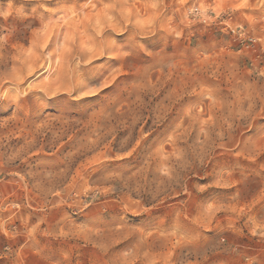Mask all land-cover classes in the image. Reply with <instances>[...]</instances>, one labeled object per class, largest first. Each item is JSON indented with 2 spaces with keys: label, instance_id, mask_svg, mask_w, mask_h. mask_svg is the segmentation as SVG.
<instances>
[{
  "label": "rangeland",
  "instance_id": "374dc122",
  "mask_svg": "<svg viewBox=\"0 0 264 264\" xmlns=\"http://www.w3.org/2000/svg\"><path fill=\"white\" fill-rule=\"evenodd\" d=\"M0 264H264V0H0Z\"/></svg>",
  "mask_w": 264,
  "mask_h": 264
},
{
  "label": "bare ground",
  "instance_id": "6f19581e",
  "mask_svg": "<svg viewBox=\"0 0 264 264\" xmlns=\"http://www.w3.org/2000/svg\"><path fill=\"white\" fill-rule=\"evenodd\" d=\"M71 13H73V11L70 13H64V14L57 16V17L51 15L47 21H43V23L41 24L40 29L43 32H42V35L39 37L41 38V41L43 43L42 46L44 45L48 49L46 62H45V65L43 67V68H45L44 72L46 73V74H44L45 75L44 78H47V80H50L51 78H53L54 76H56L58 74L64 75V71L66 68L64 65H67V64H64V61H66V62L70 61V59L73 57V55H76L78 58H85L86 57L85 52H81L78 49H75L76 46H74V43L76 44V42H74V40L78 41V39H79V41H80L79 37L77 40L74 39V36L76 35V30L78 29V21H80V18L78 17L76 19L75 17H71ZM81 23H82V21H81ZM36 38H38V37H36ZM40 38H38V41H40ZM32 39H31V44H33L32 42H34V40H35L33 37H32ZM81 39H82V37H81ZM83 40L84 39H82V41H80L79 44L81 42L84 44L85 40H84V42H83ZM80 50H82V49H80ZM89 55H90V53H89ZM38 58H40V57H38ZM56 61H58V64H59L58 71L53 72L54 63ZM48 85H49L48 83H43L42 87H48Z\"/></svg>",
  "mask_w": 264,
  "mask_h": 264
}]
</instances>
